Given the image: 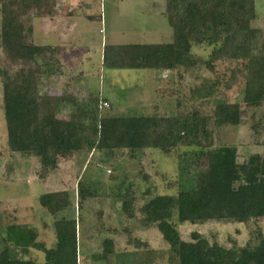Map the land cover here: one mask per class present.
Instances as JSON below:
<instances>
[{
  "label": "trees",
  "instance_id": "obj_1",
  "mask_svg": "<svg viewBox=\"0 0 264 264\" xmlns=\"http://www.w3.org/2000/svg\"><path fill=\"white\" fill-rule=\"evenodd\" d=\"M255 1L164 0V13L172 29L170 43L106 45L102 53V65L114 69L190 72L204 66L215 73L217 63H233L222 83L218 78L209 85L204 82L191 95L207 100L219 84L230 90L242 80L241 103L216 100L207 114L192 108L172 116L133 113L119 117L102 114L101 103H107L104 98L99 105L94 99L91 106L78 107L68 120H62L50 112L49 102L39 91L41 80L54 74L53 67L59 64L60 49L36 45L32 38L33 18L56 17L57 0H0V51L7 63L0 77L8 152L36 158L38 179L44 182L62 161L85 149L108 157L126 150L131 158L157 150L176 164V177L165 185L166 193L154 194L148 187L138 196L133 184L123 180L115 186L117 191L109 194L120 204L118 217L128 243L148 248L128 236L132 235L130 223L136 220L144 230L155 229L168 246L166 264H264L262 235L256 244L233 243L227 248L210 243L198 233L185 241L174 223L264 219V155L252 154L238 163L236 146H214L216 128L238 126L246 109L264 106V33L252 26ZM193 45L212 48L207 59L195 55ZM72 103L76 105L74 100ZM262 126L259 120L250 127L256 140ZM261 144L264 146V141ZM143 179L148 180L147 175L143 174ZM77 188L76 210L80 213L84 202L97 193L87 181L79 182ZM37 199L51 216L72 207L66 190L42 194ZM140 200L143 204L138 209ZM76 223L66 218L54 221L53 248H45L32 229L7 225L5 233L11 248L0 250V264H79ZM115 230L108 232L115 234ZM18 249L20 256L15 254ZM31 249L43 253L41 262L32 257ZM114 252V241L104 239L99 256L107 259ZM149 253L152 260L161 256L159 252Z\"/></svg>",
  "mask_w": 264,
  "mask_h": 264
},
{
  "label": "rangeland",
  "instance_id": "obj_2",
  "mask_svg": "<svg viewBox=\"0 0 264 264\" xmlns=\"http://www.w3.org/2000/svg\"><path fill=\"white\" fill-rule=\"evenodd\" d=\"M164 7V0H57L56 17L33 18L34 44L60 49L59 64L53 67L54 74L43 78L39 85L41 98L49 102L50 112L58 119L68 120L78 107L89 106L94 99L99 105L104 98L108 106L101 109L102 114L119 117L133 113L172 116L177 111L186 112L192 108L207 114L216 100L241 103L242 80L230 90L219 84L215 94L207 100L191 95L193 89L204 82L209 85L218 78L222 83L233 63H217L215 73L204 66H197L190 72L181 69L160 72L102 65L106 45L170 43L172 29ZM255 13L252 26L264 33V0L255 1ZM89 16L93 18L89 19ZM211 49L192 46V52L202 59H207ZM6 64L0 51V71ZM259 120L263 121V126L261 136L256 140L250 127ZM6 141L0 77V250L11 248L5 233L9 224L32 229L40 236L45 248H53L56 242L53 223L66 218L77 222L79 264H166L168 246L162 243L155 229L144 230L138 221H132L130 240L146 243L148 248H136L128 243L129 237L122 232L123 224L118 217L120 204L109 194L117 191L115 186L123 180L133 184L138 196L148 187L154 194L166 193L165 185L176 177L174 159H168L157 150H146L142 156L137 153L131 158L126 150L115 151L108 157L103 152L85 149L70 160L62 161L43 182L38 179V160L9 153ZM262 141L264 106L246 109L240 125L224 126L214 131V146H236L238 163H244L252 154L264 155ZM143 174L148 180L143 179ZM84 181L97 196L86 200L78 213L77 184ZM64 190L71 196L70 209L51 216L39 205L37 198L40 195ZM142 204L140 200L136 208ZM174 223L185 241L190 240L192 233H198L210 243L216 242L227 248L233 243L237 246L253 245L259 235L264 237V219L248 223ZM112 229H116L115 234L108 232ZM104 239H112L115 246L114 254L107 259L99 256ZM153 251L161 256L152 260L149 252ZM37 259L42 261V252L38 253Z\"/></svg>",
  "mask_w": 264,
  "mask_h": 264
},
{
  "label": "crops",
  "instance_id": "obj_3",
  "mask_svg": "<svg viewBox=\"0 0 264 264\" xmlns=\"http://www.w3.org/2000/svg\"><path fill=\"white\" fill-rule=\"evenodd\" d=\"M26 227V226H25ZM54 239H55V234H54ZM38 240H40V241H42L41 239H40V236L38 235ZM43 242V241H42ZM44 243V242H43ZM30 254L32 255V257H34L36 260H38L37 259V255H38V253H40V251H38L37 249H31L30 251ZM17 253H18V255L20 256V255H22V253H21V251H20V249H18V250H16V255H17ZM18 256V257H19ZM24 256H26V255H24ZM40 262V261H39Z\"/></svg>",
  "mask_w": 264,
  "mask_h": 264
},
{
  "label": "built area",
  "instance_id": "obj_4",
  "mask_svg": "<svg viewBox=\"0 0 264 264\" xmlns=\"http://www.w3.org/2000/svg\"><path fill=\"white\" fill-rule=\"evenodd\" d=\"M101 106H102V107H107L108 104H107L106 102H103V103H101Z\"/></svg>",
  "mask_w": 264,
  "mask_h": 264
}]
</instances>
